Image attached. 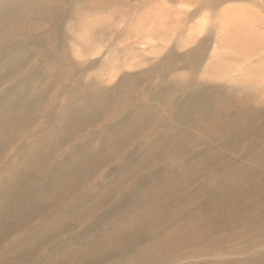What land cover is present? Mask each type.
<instances>
[{
	"label": "bare ground",
	"instance_id": "bare-ground-1",
	"mask_svg": "<svg viewBox=\"0 0 264 264\" xmlns=\"http://www.w3.org/2000/svg\"><path fill=\"white\" fill-rule=\"evenodd\" d=\"M140 3L0 0V264H264V90L120 75Z\"/></svg>",
	"mask_w": 264,
	"mask_h": 264
},
{
	"label": "rangeland",
	"instance_id": "rangeland-1",
	"mask_svg": "<svg viewBox=\"0 0 264 264\" xmlns=\"http://www.w3.org/2000/svg\"><path fill=\"white\" fill-rule=\"evenodd\" d=\"M207 1L141 0L140 4L142 7L144 6L141 14H139L141 25L139 23L134 24V19L129 17V13H127L124 24L121 25L125 29L126 40L132 36L131 40H127L128 42L125 40V42L126 45H135V48L133 47L131 50L136 55H134L135 59L138 58V60H133L134 62L137 61L134 65L130 61L127 62L120 75H123L124 72L141 73L143 70H147L151 66L145 62L146 59L159 62L169 53L178 55L194 53L201 42L207 43L201 46L204 48L205 45H209V37L218 33L219 46L217 45L215 56L210 59L209 56L213 52V48H211L210 52L205 53L203 59H199V63L196 61L197 67L190 68L192 62H190L189 68L182 62L177 63L176 73L188 78L194 72L199 71L197 80L211 87H219V85L231 87L251 82L264 90V0H217L216 3H212L210 8L203 5ZM136 3L138 2L133 1L131 5ZM149 7L153 9H148ZM89 17L83 23L84 28H89L91 23L88 21L92 19L98 18L103 21L109 17V19L114 20L113 15L109 13ZM133 24L137 27H133ZM147 25H149V29L145 28ZM191 27L192 30L190 31ZM147 36L152 38L149 39ZM151 41L158 45V50L155 47L154 53L150 44ZM142 44H147L143 47L144 50L140 47ZM103 52L104 48L97 46L91 53L97 54L94 56L96 58L100 56L99 53ZM258 69L263 73L261 74L262 77H258L255 72H252ZM111 85L112 83H109L106 87L109 88ZM74 97L81 98L80 96ZM250 123L247 125V129ZM217 147L219 148V145ZM226 160L228 158L224 159V161Z\"/></svg>",
	"mask_w": 264,
	"mask_h": 264
}]
</instances>
